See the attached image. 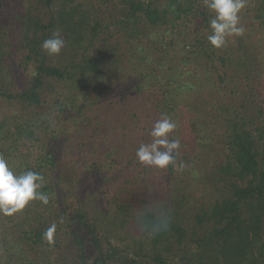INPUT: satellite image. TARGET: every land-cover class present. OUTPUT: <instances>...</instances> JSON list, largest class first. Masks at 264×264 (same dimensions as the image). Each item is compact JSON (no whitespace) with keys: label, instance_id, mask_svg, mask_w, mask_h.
<instances>
[{"label":"trees","instance_id":"1","mask_svg":"<svg viewBox=\"0 0 264 264\" xmlns=\"http://www.w3.org/2000/svg\"><path fill=\"white\" fill-rule=\"evenodd\" d=\"M26 1L20 14L22 57L26 71L32 66L31 76L15 91L0 79V99L22 107L0 122V156L16 175L39 173V191L48 203L33 200L13 215L0 213V264H264V104L250 96L256 56L242 38L216 49L210 34L198 28L175 33L192 19L210 22L213 11L206 0ZM257 12L264 24V0ZM56 30L66 41L62 49L69 51V60L58 65L41 47ZM112 31H124L128 50L135 40L163 46L156 69L148 66L146 55L137 57L144 67L133 90L143 93L145 106L155 102L156 112L174 121L182 116L176 97L186 91L199 97L193 106L185 104L183 115L189 110L194 115L190 130L177 126L169 133V140H178L180 146L172 153L175 163L167 168L145 166L136 157L141 144L152 142L153 128L139 136L140 144L130 154L125 143L114 147L113 139L105 141V115L98 116L96 110L99 98H110L115 80L112 66L122 44H108L104 36ZM181 36L186 40L177 54L174 41ZM6 38L2 32L0 73ZM97 41L108 46L110 55L105 52L99 59L90 54ZM262 41L258 43L264 49ZM203 93L215 98L204 101ZM201 114L204 120L198 122ZM196 141L215 153L209 172L201 177L212 197L199 204L190 202L187 196L194 194L177 176L193 163L183 164ZM99 151L110 162L95 166L92 157L78 165L81 154L95 156ZM120 166L124 176L111 179ZM132 171L146 178L159 176L173 193H163L165 197L147 206L139 196L148 194L136 195L120 185ZM91 176L104 177L109 188L102 192L105 196L92 180L88 183ZM165 220L167 226H161ZM52 225L49 243L45 233Z\"/></svg>","mask_w":264,"mask_h":264},{"label":"rangeland","instance_id":"2","mask_svg":"<svg viewBox=\"0 0 264 264\" xmlns=\"http://www.w3.org/2000/svg\"><path fill=\"white\" fill-rule=\"evenodd\" d=\"M87 1L91 3L94 2V4L97 2V0ZM27 4L28 2L26 0H0V34L2 36V32H5V35L7 37L3 43V49H6L7 51L4 53V61L1 66L3 67V70L0 73V79H3L4 83L8 84L11 88H13L14 91L22 88L28 82L32 70L31 65L28 67L27 71L25 70L26 64L24 63V59L22 57V54H24L25 52V47L23 41H21L23 33V26L21 23L23 19L20 14L25 13L23 9L24 7H26ZM261 4L262 0H246L245 7L239 13V26L244 27V34L242 36L228 37L227 46L230 47L232 42L237 41V38H242V40L249 47L250 53H254V55L256 56L254 62V73L256 75V79L251 84L254 88V96L253 94H250V96L252 97L253 102L262 105L264 104V49L262 46H260V43L258 42L260 38H263L262 44H264V24L263 20L260 18L257 12L258 7ZM212 11L213 14L211 15L209 23L204 24L202 18L192 19L183 23L185 24V30L183 29L184 25H182L177 28L178 32L175 33L187 34L190 33L191 30L194 32L195 29L198 28L200 29L202 34H211V20L214 19L216 16L215 11L213 9ZM176 25L178 26V23ZM111 29H113V26ZM112 32L113 34H110V36H104L107 38L108 44H122L121 47H117L119 48L118 52L120 54L118 61L115 62L116 67L112 65L109 66H112V68L116 69L114 74L112 75V78L115 79V82L113 81V89L110 91V98H99L97 100L98 103H96L98 104V106L96 112L98 116L105 115V125L108 127L105 128L107 130L105 141L108 139L111 141L113 139L112 142L114 143V147H116V143L117 146H119L120 142L125 143L124 149L130 154L133 149L140 144L139 136L145 134L147 131L146 129L153 128L154 124L162 118V115H164L163 113L161 115L156 112L154 107L155 102H150L147 106H145V96L143 95V93H138L137 91L133 90V88H135V82L139 83L138 73L140 72V69L144 67L139 66L137 57L146 55V61L148 66L156 69V62L158 60H162L158 51L162 50L163 46L160 42L156 41L154 45L149 47L148 43L142 44L143 41L135 40L130 41L132 42V45L131 49L128 50L125 47L126 43H124L128 39L122 35L124 34V31ZM185 40L186 37L184 36L177 37L175 39L174 44L177 54L183 52L182 48L183 42ZM136 44H140L141 46H136ZM102 48H104L103 51ZM107 49V45L104 46L101 41H97L92 47V49H90V54L101 59V56L105 52L110 55V52ZM142 51L143 53H141ZM68 55V49H62L59 55H50L51 57H49V60L52 64L58 65L59 63H63L66 60H69ZM117 57L118 56H116V54L113 56V58H115V61L117 60ZM154 74L156 75L155 72ZM212 80H215V76ZM210 94L212 93H207L206 95L203 93V97L201 99L204 101L212 102L215 97ZM196 95L194 92L186 91L176 97L178 99V102H181L179 107L182 110V116H177L176 118H174V121L177 126H179L180 128L181 126H183L186 131L190 130L192 122L191 120L194 115L192 113L193 110H189L186 115H183V112L187 109V106H193L196 97L199 98L198 95ZM122 98L124 99L123 102ZM109 101H113L114 104L110 107H107L106 109L104 107V104ZM119 101H121V103H119L117 106V103ZM199 102L200 99H197V103ZM98 107H100V110ZM21 110L22 107L20 105H17L16 102L11 103L0 99V122L1 120H4L8 115H15L17 113H20ZM200 116L201 117H197L198 122L204 120L202 114ZM62 126L63 128H66V125ZM216 131H219L218 138L220 139V135L222 133L221 128L216 129ZM123 135L125 136V138L122 137ZM214 140L216 141V139ZM197 142L198 141L192 144V148L190 149L192 150L191 157L189 156L187 158L186 163H183L189 164L190 162H193L189 164L190 168L187 170H183L184 174H182V169L177 174L178 178L181 177L180 180L184 181V185L190 188L188 189V192H192L194 194V196H187L190 202H192L193 204L207 202L212 197L209 196L210 188L206 189V186L203 184L201 177L205 173L209 172V163L213 161V158L211 156L212 154H215L214 152L207 150V148L204 146V143ZM100 153L102 152H97L95 156L87 155L84 153L81 154L82 157H80V162L78 165L80 167L83 166L86 162L91 160L92 157H94V160L96 161L95 166H102L105 162H110L106 161L103 158V155H100ZM119 161L122 163L128 162L127 158L124 157H120ZM95 169H97V167ZM122 170L124 169L120 166L118 169H116L114 173H111V175H109L110 178L115 179L117 176H124L123 174H125L126 172L125 170ZM194 171H196V173H194ZM131 174L132 176L128 177V180H121V183L123 184L120 185L126 184L130 189L134 191L136 195H140L142 194V192L144 195L148 194V196H139L141 198H144L147 203V206L149 203L153 202L154 199L156 201H159L163 197H165L163 196V193H173L171 184L165 180H162L157 175L151 173L150 175L148 174V177L146 178L135 171H132ZM83 177L85 182H87V178H85V176ZM91 180L93 183L98 185L97 187L101 191V195L105 196L102 192H105V190H108L109 188H107L104 181H102L104 180V177L91 176L88 183ZM108 186L111 187V182L108 183ZM93 197L90 200H92ZM123 197L126 198L131 196ZM101 198L106 201L103 197ZM89 204L91 206L90 202Z\"/></svg>","mask_w":264,"mask_h":264},{"label":"clouds","instance_id":"3","mask_svg":"<svg viewBox=\"0 0 264 264\" xmlns=\"http://www.w3.org/2000/svg\"><path fill=\"white\" fill-rule=\"evenodd\" d=\"M246 0H206L207 7L216 13L211 20L212 33L208 36L210 44L220 49L227 46V38L231 36H242L244 27L239 26L240 11L245 7ZM66 41L61 37L60 31L56 30L45 39L41 47L48 55H59ZM177 124L168 116L162 115L150 133L153 140L150 144H141L136 151L139 162L145 166H155L157 168H167L169 164H174L173 150L179 148L178 140H169L171 133ZM183 167V165H181ZM42 177L39 173L28 170L16 175L9 168L8 162L0 156V213L13 215L23 210L30 201L40 200L48 203V196L39 191L42 187L40 183ZM166 227V220L162 225ZM55 225L50 226L45 236L49 243L53 242Z\"/></svg>","mask_w":264,"mask_h":264}]
</instances>
